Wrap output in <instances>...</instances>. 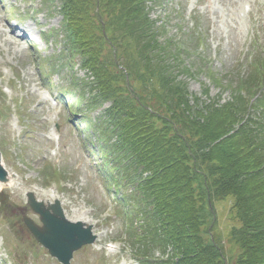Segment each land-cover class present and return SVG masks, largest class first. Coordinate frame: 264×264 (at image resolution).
I'll use <instances>...</instances> for the list:
<instances>
[{"label": "trees", "instance_id": "obj_1", "mask_svg": "<svg viewBox=\"0 0 264 264\" xmlns=\"http://www.w3.org/2000/svg\"><path fill=\"white\" fill-rule=\"evenodd\" d=\"M42 1L56 3L61 52L87 77L60 94H73L70 110L89 123L86 141L111 185L132 188L119 202L130 210L120 214L142 264H226V243L235 247L232 264H264L262 55L235 88L224 86L229 102H204L179 79L191 70L178 45L160 41L149 17L148 3L161 0ZM228 198L239 226L223 242L206 220ZM154 250L170 252L156 259Z\"/></svg>", "mask_w": 264, "mask_h": 264}, {"label": "rangeland", "instance_id": "obj_2", "mask_svg": "<svg viewBox=\"0 0 264 264\" xmlns=\"http://www.w3.org/2000/svg\"><path fill=\"white\" fill-rule=\"evenodd\" d=\"M49 5L47 10L40 0H0V153L14 185L0 189V264H59L22 223L26 216L40 225L26 204L29 192L44 204L58 200L66 219L92 226L96 240L75 252L70 264H139L125 230L129 219L115 215L123 208L115 203L117 193L106 184L99 159L82 146L80 126H73L63 102L55 101L71 81L87 77L75 56L70 63L60 51L54 35L60 16L55 4ZM148 6L160 41L177 44L181 62L191 70L179 77L189 93L204 102H229L231 89L224 86L235 88L248 74L251 43L264 52V0H161ZM214 208L215 219L206 223L209 228L214 221L212 234L224 242L239 224L230 198ZM234 248L225 244L228 260ZM165 255L154 250L153 257Z\"/></svg>", "mask_w": 264, "mask_h": 264}, {"label": "water", "instance_id": "obj_3", "mask_svg": "<svg viewBox=\"0 0 264 264\" xmlns=\"http://www.w3.org/2000/svg\"><path fill=\"white\" fill-rule=\"evenodd\" d=\"M5 180L6 172L0 164V182ZM27 199L31 210L39 216L42 227L24 217L25 226L36 241L62 264H69L74 251L94 242L95 236L92 235L91 227H85L81 222L72 223L66 220L57 201L44 206L36 202L32 194H27Z\"/></svg>", "mask_w": 264, "mask_h": 264}, {"label": "bare ground", "instance_id": "obj_4", "mask_svg": "<svg viewBox=\"0 0 264 264\" xmlns=\"http://www.w3.org/2000/svg\"><path fill=\"white\" fill-rule=\"evenodd\" d=\"M6 180L4 182H0V189H3V188H12L14 185H13V181H12V177L10 175V173L8 171H6Z\"/></svg>", "mask_w": 264, "mask_h": 264}]
</instances>
